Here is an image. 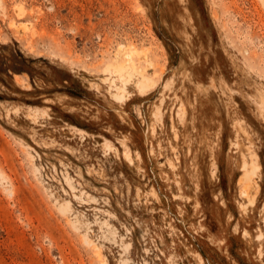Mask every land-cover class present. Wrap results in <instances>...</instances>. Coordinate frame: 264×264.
Returning <instances> with one entry per match:
<instances>
[{
  "label": "rangeland",
  "instance_id": "obj_1",
  "mask_svg": "<svg viewBox=\"0 0 264 264\" xmlns=\"http://www.w3.org/2000/svg\"><path fill=\"white\" fill-rule=\"evenodd\" d=\"M123 263L264 264V0H0V264Z\"/></svg>",
  "mask_w": 264,
  "mask_h": 264
},
{
  "label": "bare ground",
  "instance_id": "obj_2",
  "mask_svg": "<svg viewBox=\"0 0 264 264\" xmlns=\"http://www.w3.org/2000/svg\"><path fill=\"white\" fill-rule=\"evenodd\" d=\"M131 53L133 51H130ZM127 56L129 57H126V58H129L130 59V54H126ZM128 62H130L128 60ZM128 62L127 63H123V62H119L117 64L114 63V70H115V73L117 74L116 78L111 75V78H113L112 80L109 81V78L105 77V78H102V81L103 82H108L109 84V88L111 91L110 92V95L111 97L114 99V100H120V101H124L126 100V95L128 94V91H127V85L130 84L131 82H135V87L137 88V91L138 93H142L143 95L144 94H147V91L153 86L154 83H152L150 81V78L148 76H146L145 74H143L144 72H140V70L136 69V67H134V65H128ZM150 63V62H149ZM148 63V64H149ZM131 64V63H130ZM109 69V68H108ZM111 71V70H110ZM113 71V70H112ZM134 71H137L138 72V77L135 78V80H133V77L135 76L134 74ZM134 75V76H133ZM133 76V77H132ZM21 80V79H20ZM125 150V149H124ZM123 156H124V159L127 160L129 163L132 162V158H131V155L128 151H125L123 153ZM246 160V159H245ZM249 163L251 164V162H246L244 161L243 162V174L241 175L240 179L242 178L244 181H245V189L246 190H249V188L251 187V178H250V173L252 172V170H248V165ZM253 169V168H252ZM38 169L36 168V171ZM241 179V180H242ZM68 182V180H67ZM70 188L72 189L73 186L71 185ZM70 189V190H71ZM10 190V189H9ZM246 194V192H244ZM10 194H11V190H10ZM87 195V194H86ZM75 196V195H74ZM77 197V196H76ZM94 199V198H93ZM252 197L249 198V202H252ZM56 201V200H55ZM56 203V202H55ZM59 204V203H58ZM59 207V208H58ZM58 210H60L61 212H68L71 210V204H70V201L69 200H66L62 203H60L58 205ZM78 217V216H77ZM75 218V217H74ZM78 221V220H77ZM77 221H74L72 225H76L75 223H77ZM88 224V221L85 222V224ZM91 224V223H89ZM73 229H75L76 227H73ZM87 228V227H86ZM90 229V228H88ZM111 229V228H110ZM79 230V229H78ZM112 231V230H111ZM115 235V234H114ZM259 238V237H258ZM83 239L85 242H87L88 244H92V240L88 237V235L86 233L83 234ZM98 248V247H97ZM125 248V247H124ZM126 249V248H125ZM98 250V249H97ZM150 252V251H149ZM127 259V258H126ZM130 259V258H129ZM124 260V259H123ZM122 261V260H121ZM127 261V260H125ZM104 262V261H103ZM126 263V262H125ZM123 263V264H125Z\"/></svg>",
  "mask_w": 264,
  "mask_h": 264
}]
</instances>
